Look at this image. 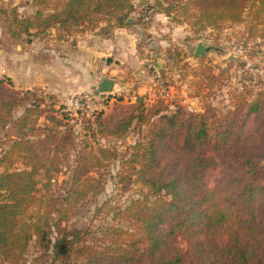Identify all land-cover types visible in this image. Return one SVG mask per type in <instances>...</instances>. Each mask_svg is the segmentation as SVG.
I'll list each match as a JSON object with an SVG mask.
<instances>
[{
    "label": "trees",
    "instance_id": "trees-1",
    "mask_svg": "<svg viewBox=\"0 0 264 264\" xmlns=\"http://www.w3.org/2000/svg\"><path fill=\"white\" fill-rule=\"evenodd\" d=\"M173 2L166 13L175 10ZM188 3L197 8L192 24L198 28L239 23L246 9L256 8L252 27L264 37V0ZM31 5L27 15L0 5V27L16 43L51 28L62 39L148 24L143 12L127 20L139 11L138 0ZM39 90L0 79V128H8L0 150V264H264V88L248 98L240 94L226 112L210 104L193 111L162 98L147 105L145 96L135 95L119 106V115L106 120L98 114L86 127L94 137L141 132L123 152L103 145L76 150L74 114ZM72 156L60 196L54 185ZM112 161L121 165L118 187L128 192L136 185L138 195L107 208L116 224L99 236L89 226L68 228L75 206L104 190L91 172L101 176ZM32 242L39 249L29 260Z\"/></svg>",
    "mask_w": 264,
    "mask_h": 264
},
{
    "label": "rangeland",
    "instance_id": "rangeland-1",
    "mask_svg": "<svg viewBox=\"0 0 264 264\" xmlns=\"http://www.w3.org/2000/svg\"><path fill=\"white\" fill-rule=\"evenodd\" d=\"M31 1L0 0V5L18 6L20 14L27 15L34 11ZM170 1L138 0L141 4L139 11L130 15V21L132 18H138L141 12L145 15L150 10L149 20L144 19L148 24L144 26L140 22L117 27L112 34L114 35L118 28H123L124 31H128L122 33L121 37L130 38L132 34L135 35V54L133 56L129 54V60L125 55L119 60L114 59L113 55L94 59L90 66L79 71L77 90L63 102L59 101L60 105L71 109V100L76 94L93 97L91 105L95 110L93 115L87 114L85 110L83 113L73 111L76 150L84 146L88 149L103 145L123 152L126 146L139 140L143 135L137 130L116 139L94 137L86 129L98 114H102L106 120L119 115L121 113L119 106L134 100L135 95L145 96L147 105L162 98L166 101L176 100L193 111H202L210 104L218 111L226 112L233 108L240 94L248 98L258 89L264 88V37H260V30L252 27L256 8L246 9L239 23L226 21L214 27L198 28L192 24L197 14L194 4H189L188 0H174L175 10L166 13L165 9ZM48 32L41 37L24 39L16 43L0 27V79H10L7 75V55L14 48L21 54L24 53L31 61V67L36 70V61L40 59L39 57L46 59V56L41 54L44 51L41 45L48 46L52 41L61 40L57 38L58 34L53 28ZM88 33L89 39L93 35L97 36L95 31ZM82 37L86 38L87 35L76 33L62 39L67 41L70 47ZM199 42L207 47V51L202 56H195L194 51ZM103 78L114 83L113 89L96 95L95 91L99 89ZM60 81L58 79L57 85L64 89L66 86L62 87V82L65 80ZM39 91L48 94L44 89ZM20 113L21 109H17L15 115ZM7 130V127L0 128V150L4 148V135ZM72 159L73 156L70 157L69 164L65 165L63 172L57 175L54 189L58 190L60 196H65V189L68 187L69 165L72 164ZM120 166V162L112 161L108 167L101 169V176L97 171L91 172L90 177L102 180L104 190L75 206L70 220L66 222L68 228L89 226L92 233L99 236L104 227L116 224L107 208L123 206L139 193L136 185L128 192H123L118 187L116 176ZM3 170L5 168H0V172ZM104 202L107 206L102 207ZM38 249L37 244L32 242L27 252L29 260L38 255Z\"/></svg>",
    "mask_w": 264,
    "mask_h": 264
},
{
    "label": "crops",
    "instance_id": "crops-1",
    "mask_svg": "<svg viewBox=\"0 0 264 264\" xmlns=\"http://www.w3.org/2000/svg\"><path fill=\"white\" fill-rule=\"evenodd\" d=\"M127 31L118 28L114 35L105 38L93 35L90 39L88 31L77 33L85 34L88 38L82 37L70 47L63 39L52 41L48 46L41 45L44 49L41 54L45 55L46 59L39 57L40 59L36 61V70L31 67L28 57L14 48L7 55V75L9 80L20 88L44 89L48 94H53L58 102H63L67 96L77 90L79 71L90 66L94 59L113 55L114 59L119 60L125 55L129 60V54L131 56L135 54V35L132 34L130 38L121 37V34ZM58 79L61 80L60 82L65 80L62 82V87L66 86L64 89L57 85Z\"/></svg>",
    "mask_w": 264,
    "mask_h": 264
},
{
    "label": "built area",
    "instance_id": "built-area-1",
    "mask_svg": "<svg viewBox=\"0 0 264 264\" xmlns=\"http://www.w3.org/2000/svg\"><path fill=\"white\" fill-rule=\"evenodd\" d=\"M149 18H150V10H148L147 14H145V19L149 20ZM92 98H93L92 96H89V95H86V94H76L71 100V107L72 108L71 109L70 108H65V110L69 111L70 113H73V111H75L77 113L78 112L83 113V110H85V112L87 114L93 115L95 113V110H94L93 107H91Z\"/></svg>",
    "mask_w": 264,
    "mask_h": 264
},
{
    "label": "water",
    "instance_id": "water-1",
    "mask_svg": "<svg viewBox=\"0 0 264 264\" xmlns=\"http://www.w3.org/2000/svg\"><path fill=\"white\" fill-rule=\"evenodd\" d=\"M131 19L128 18V21H130ZM207 51V47H205L201 42H199L197 45H196V48H195V51H194V55L195 56H202L205 52ZM100 87L98 90L95 91V94H99V93H104L106 91H110L113 89V86H114V83L109 80V79H106V78H103L101 80V83H100Z\"/></svg>",
    "mask_w": 264,
    "mask_h": 264
}]
</instances>
